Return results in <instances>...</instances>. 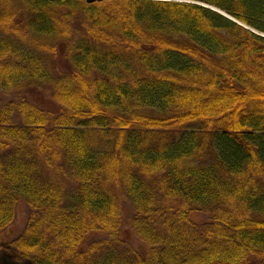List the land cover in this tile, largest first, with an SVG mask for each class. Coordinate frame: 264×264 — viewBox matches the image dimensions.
<instances>
[{"label": "trees", "instance_id": "16d2710c", "mask_svg": "<svg viewBox=\"0 0 264 264\" xmlns=\"http://www.w3.org/2000/svg\"><path fill=\"white\" fill-rule=\"evenodd\" d=\"M44 88L52 109L22 96ZM13 93L0 233L29 208L21 258L264 264V0H0Z\"/></svg>", "mask_w": 264, "mask_h": 264}, {"label": "rangeland", "instance_id": "374dc122", "mask_svg": "<svg viewBox=\"0 0 264 264\" xmlns=\"http://www.w3.org/2000/svg\"><path fill=\"white\" fill-rule=\"evenodd\" d=\"M24 98L30 100L32 103L41 106L43 108L52 109L54 104L51 101V92L49 88L34 89L31 92L22 95ZM19 95L16 93L9 95L0 94V106L13 100H19ZM129 209L128 206H126ZM130 211V209H129ZM30 210L26 205H20L18 208L17 218L14 224L7 230L0 233V264H34L29 260L23 259L19 256L17 251L11 247L10 242L15 239L24 230L26 222L28 220ZM193 220L199 224L206 221V217L194 214ZM124 238H128L130 244L134 248L141 249L142 244L134 237L130 232V228L126 225L124 227ZM93 240V236H89L87 241Z\"/></svg>", "mask_w": 264, "mask_h": 264}]
</instances>
